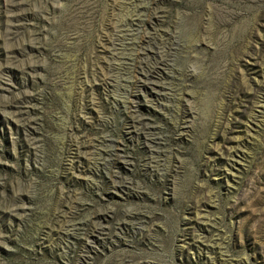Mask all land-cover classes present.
Here are the masks:
<instances>
[{
  "label": "rangeland",
  "instance_id": "374dc122",
  "mask_svg": "<svg viewBox=\"0 0 264 264\" xmlns=\"http://www.w3.org/2000/svg\"><path fill=\"white\" fill-rule=\"evenodd\" d=\"M0 264H264V0H0Z\"/></svg>",
  "mask_w": 264,
  "mask_h": 264
}]
</instances>
